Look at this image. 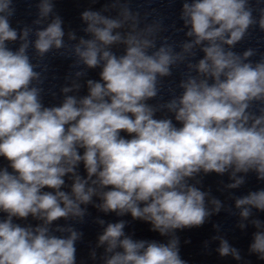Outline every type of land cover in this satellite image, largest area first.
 I'll use <instances>...</instances> for the list:
<instances>
[{
  "label": "clouds",
  "instance_id": "9594fccd",
  "mask_svg": "<svg viewBox=\"0 0 264 264\" xmlns=\"http://www.w3.org/2000/svg\"><path fill=\"white\" fill-rule=\"evenodd\" d=\"M254 11L250 0H183L176 31L185 38L176 41L161 35L162 20L143 23L127 0H111L81 12L86 35L78 37L66 33L54 0H39L23 27L12 26L14 0H0V264H77L84 233L75 225L86 222L88 205L130 214L167 238L135 239L129 221L97 216L93 261L103 248L102 264H187L177 230L198 228L224 207L202 190L204 177L227 173V189L248 174L264 182V56L234 51L254 26L264 32V8L258 18ZM49 54L70 58L73 70L59 103L46 105ZM95 69L99 79L87 78ZM174 70L180 91L163 100ZM235 207L244 229L253 209L264 212V188L235 197ZM29 218L35 223L17 222ZM213 239L221 257L242 259L227 239ZM249 252L264 260V230Z\"/></svg>",
  "mask_w": 264,
  "mask_h": 264
}]
</instances>
